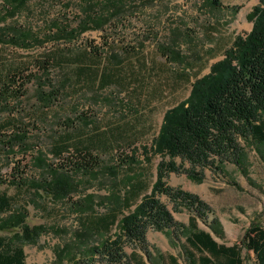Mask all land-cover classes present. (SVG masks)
<instances>
[{"label":"rangeland","instance_id":"1","mask_svg":"<svg viewBox=\"0 0 264 264\" xmlns=\"http://www.w3.org/2000/svg\"><path fill=\"white\" fill-rule=\"evenodd\" d=\"M18 1L0 0V90L10 68L21 69L25 82L18 96L0 98V127L8 120L17 125L0 130V191L14 199L13 209L0 214V222L19 211L29 227H39L32 240L21 241L26 264H84V249L117 235L124 253L142 257L141 264H160L159 254L167 263L172 255L178 264H189L186 251L192 250L182 232L148 228L141 245L123 238L115 225L151 192L158 164L168 160L155 151L165 113L189 96L192 83L210 72L237 36L251 30L260 0H220L219 6L204 0ZM89 16L109 21L74 39L63 36ZM85 50L91 56L100 53L103 61L123 70L137 67L141 78L158 88L138 98L137 87L127 82L104 88L78 82L76 61L65 57ZM51 92L53 99L44 105L39 95ZM116 126L126 128L123 136L110 147L89 150L90 160L74 159L70 150L53 152L68 134L81 139ZM241 147L238 163L224 160L223 172L204 168L200 182L185 172L189 163L177 157L181 172L168 173L164 181L211 208L207 219H196L198 228L218 243L243 247L246 230L257 222L264 225V144L245 141ZM56 180L67 184L68 195L54 193L49 185ZM135 183L141 186L128 194ZM159 200L185 226L195 214L188 206L177 208L166 195ZM110 211L116 215L110 232L85 227L86 217ZM214 217L218 233L211 226ZM242 254L254 261L251 251L243 248ZM95 258L93 264H108ZM126 264L139 262L131 258Z\"/></svg>","mask_w":264,"mask_h":264},{"label":"trees","instance_id":"2","mask_svg":"<svg viewBox=\"0 0 264 264\" xmlns=\"http://www.w3.org/2000/svg\"><path fill=\"white\" fill-rule=\"evenodd\" d=\"M26 1L19 0L18 3ZM204 1L214 6L221 5L220 0ZM252 20L251 30L245 36H237L225 50L223 58L211 66L210 72L192 83L189 96L165 113L155 140V151L163 157L167 156L168 160H162L158 164L157 178L151 192L143 195L132 210L122 215L116 225L115 212L110 211L104 215L86 217L85 227L95 233L106 234L115 225L120 228L123 238L141 245L146 243L145 233L148 228L174 234L182 232L187 247L192 250L186 251L189 264H264V225L257 222L246 230L242 240L243 247L218 243L210 232L197 226L196 219H207L212 212L211 208L197 195L179 188H170L164 181L168 173L181 172L180 166L175 162L177 157L189 163V169H185V172L200 182L203 178L201 170L204 168L223 172L224 160L233 158L238 163L236 160L242 156L241 142L264 144V0H260L254 9ZM108 21V18L89 16L81 20L78 28L66 31L63 36L74 39L87 30L102 29ZM107 40L106 37V45ZM90 52L91 50H85L74 58L65 57L76 61L74 74L78 82H96L100 88L127 82L130 87H137L138 98L140 93L152 94L158 88V85L151 86L147 78L143 80L137 67L123 70L112 65L109 60L103 61L104 57L100 53L95 52L91 56ZM22 72L15 67L6 70L0 98L21 94L20 87L25 84ZM183 75L180 74L179 77ZM54 94L41 93L39 100L47 105ZM13 122L14 120L6 121L0 130L7 126L17 127ZM125 130L126 128L119 126L111 127L81 139L68 134L54 145L53 152L61 155L72 151V158L87 161L91 158L89 150L110 147L123 136L122 132ZM1 155L0 152V171L3 166ZM49 186L59 197L68 195L69 188L61 180L51 182ZM140 186V183H135L128 194H135ZM159 195L172 199L179 209L180 206L190 207L195 214L189 217V224L185 226L174 221L169 209L159 200ZM124 201L126 202V198ZM13 205V197L0 191V214L11 211ZM17 213L0 222V264H26L21 241L24 238L32 240L38 233L39 227H29L25 215H22L24 213ZM211 226L215 232H219L220 226L215 217ZM6 231H12L13 235H3ZM121 240L122 237L117 235L96 247L84 249V264H93L96 255L108 264H126L131 258L137 259L139 264L143 263L142 257L139 259L133 257L135 255L130 257L124 253ZM243 248L254 254L253 262L244 258ZM158 258L160 264H178L176 257L172 255L167 257L168 263L161 254Z\"/></svg>","mask_w":264,"mask_h":264}]
</instances>
